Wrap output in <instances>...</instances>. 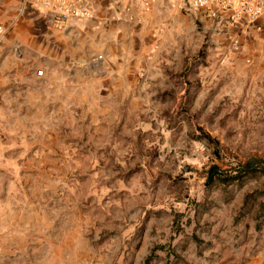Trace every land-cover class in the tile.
<instances>
[{"label":"rangeland","instance_id":"rangeland-1","mask_svg":"<svg viewBox=\"0 0 264 264\" xmlns=\"http://www.w3.org/2000/svg\"><path fill=\"white\" fill-rule=\"evenodd\" d=\"M248 163L264 15L243 32L99 1L64 33L0 0V264H264V175L207 180Z\"/></svg>","mask_w":264,"mask_h":264},{"label":"built area","instance_id":"built-area-1","mask_svg":"<svg viewBox=\"0 0 264 264\" xmlns=\"http://www.w3.org/2000/svg\"><path fill=\"white\" fill-rule=\"evenodd\" d=\"M99 1H107L110 5L125 4L148 12L157 0H31V5L53 29L65 33L74 23L90 20L94 5ZM182 9L215 26L248 32L259 26L264 15V0H182Z\"/></svg>","mask_w":264,"mask_h":264},{"label":"trees","instance_id":"trees-1","mask_svg":"<svg viewBox=\"0 0 264 264\" xmlns=\"http://www.w3.org/2000/svg\"><path fill=\"white\" fill-rule=\"evenodd\" d=\"M198 131H199L201 137L205 141H207L209 144H211L214 147V149H216V150L218 149L219 144L215 139L211 138L208 134L204 133L201 129ZM256 173L264 175V166L262 164H260V163L245 164L234 175L229 174L225 171H221L217 166H212L208 171L207 180L211 181L213 179H218V180H221L223 182H230L233 180H238V179L242 178L243 176H245L246 174H256Z\"/></svg>","mask_w":264,"mask_h":264}]
</instances>
